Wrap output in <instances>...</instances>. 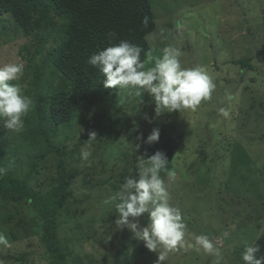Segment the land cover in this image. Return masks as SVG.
Here are the masks:
<instances>
[{"label":"rangeland","instance_id":"obj_1","mask_svg":"<svg viewBox=\"0 0 264 264\" xmlns=\"http://www.w3.org/2000/svg\"><path fill=\"white\" fill-rule=\"evenodd\" d=\"M152 1L158 26L149 37L153 56L147 66L154 64L164 47L176 46L183 53L182 64L185 67L202 66L216 88L211 98L202 101L196 111L168 113L165 110L162 114H153L150 111L152 102L132 101L130 108L126 107L125 130L117 142L104 147L89 146L90 163L82 161L76 154L80 163H84L80 170L88 172L92 183L84 186L82 174L71 184L76 197L86 199L76 206L85 213L78 212L72 220L71 215L68 216L67 223L75 227L94 219L97 234L105 238V244L82 242L72 247L76 256L84 258L90 254L98 260L97 264H103V256L107 260L111 258L110 251L117 249L119 243L110 244L106 238L111 237L113 217L117 212L115 202L105 201L120 191L112 184L119 180L125 168H129V176L138 179L141 157L147 159L158 147L166 149L169 141L174 147L171 204L180 210L187 224L186 238L194 241V235H208L222 254L221 264H244L241 259L244 242H256L264 232V0ZM6 26H9L8 30ZM25 41L27 39L15 30L11 19L0 16V64L25 65L26 60L18 58ZM248 58H252V71L247 69L249 65L239 63ZM226 93L233 96L232 101L227 100ZM229 106L230 117L224 118L219 109ZM92 109L95 115L99 112L94 107ZM83 122L80 120L76 125L75 140L86 132ZM160 122L164 131L158 124ZM95 128L97 125L90 129V133H96ZM79 129L82 133H78ZM137 129H140L138 137L134 133ZM153 129L166 133L164 138L159 136L156 148L154 143H145ZM63 138H57L54 143L73 145L72 140L63 142ZM6 139L10 145L21 142L17 133L11 131L6 134ZM221 144L231 147L225 154L229 161H224L225 156L223 160L218 158V153H224ZM212 153L216 155L212 157ZM52 173L53 170L46 175ZM111 177L115 179L110 181ZM163 177L168 179L167 175ZM104 181L109 184L100 188ZM103 220L109 221L108 228L100 222ZM139 221L141 226L147 223V220ZM128 236L134 237L127 229L126 241ZM137 242L135 248L139 250L144 242ZM9 244L10 247L0 245V249L11 254L24 252L34 264H46L38 238ZM146 250L140 254L137 263L157 264V254ZM215 259L203 250L178 248L169 252L164 264H214ZM84 263L88 264L89 260L85 259ZM106 264H112V261Z\"/></svg>","mask_w":264,"mask_h":264},{"label":"trees","instance_id":"obj_2","mask_svg":"<svg viewBox=\"0 0 264 264\" xmlns=\"http://www.w3.org/2000/svg\"><path fill=\"white\" fill-rule=\"evenodd\" d=\"M0 16L9 17L15 30L27 39L18 52V58L26 60L24 73L12 83H18L35 101L24 117L23 130L17 133L21 142L10 145L6 139L10 131L3 124L0 126V168L6 169V174L0 175V234L9 242L38 238L46 264H85V259L89 260L88 264H97L98 260L90 254L84 258L76 256L72 247L82 242L105 244V238L97 234L96 221L90 219L86 225L79 223L71 227L66 219L71 215L72 220L78 212L85 213L76 206L86 199H78L71 184L82 174L84 186L92 183L88 172L80 170L84 163H80L76 154L80 155L95 125L96 139L90 146L104 147L117 142L125 130L126 107L130 108L132 101L152 102L153 114L156 105L147 93L136 96L127 89L105 88L103 75L87 61L97 50L125 40L142 49L141 60L147 66L153 56L149 37L158 26L153 1L0 0ZM109 32H114L115 37H109ZM251 60L239 63L249 65L247 69L252 71ZM93 107L99 110L96 115ZM80 120H84L86 132L79 129L78 133L83 136L76 141L74 132ZM158 124L164 131V125ZM139 130H134L137 137ZM165 135L160 133L161 138ZM61 136H64L63 142L70 139L73 145L55 144ZM168 143L166 149L158 147L157 151L166 154L167 168L172 172L174 147ZM223 146L220 148L224 153H218V158L225 156L224 161H229L225 154L231 147ZM213 154L216 155L212 153V157ZM51 170L53 173L46 175ZM129 172L125 168L119 180L112 184L115 190H121ZM114 179L111 177L110 181ZM108 184L104 181L100 188ZM117 219L118 212L113 217L111 237L106 238L110 244L119 243L117 249L110 251L109 260L112 264H138L140 254L147 250L144 245L136 250L138 242L134 237L128 236L126 241L127 228L117 227ZM138 219L147 220V214ZM100 222L108 228L109 221ZM256 243L261 249L259 255H264V232ZM106 258H101L103 264L109 261ZM0 260L34 264L27 253H4L1 249Z\"/></svg>","mask_w":264,"mask_h":264},{"label":"clouds","instance_id":"obj_3","mask_svg":"<svg viewBox=\"0 0 264 264\" xmlns=\"http://www.w3.org/2000/svg\"><path fill=\"white\" fill-rule=\"evenodd\" d=\"M145 25L148 20L145 18ZM108 36L115 37L114 32ZM142 49L128 41L121 40L90 56L87 63L96 67L104 77L107 89H127L136 96L148 93L152 97L156 113L196 111L202 101L211 98L216 85L208 72L199 65L185 67L182 64L181 49L169 45L162 49V55L155 58L152 66L141 60ZM24 73L22 63L0 64V121L3 127L19 133L24 128V117L34 107V99L26 95L18 83ZM228 101L233 96L226 93ZM219 114L230 117V106L221 107ZM159 129H153L145 143L151 145L159 141ZM96 139L90 133L80 157L89 162L91 152L88 147ZM168 159L164 152L157 151L147 159L141 157L138 165V179L129 176L121 190L111 195L105 203L115 202L118 219L117 227L127 228L135 239L144 242L150 252L157 254V264H164L169 252L178 248L190 249L213 255L214 264H221L222 254L208 235H194V241L186 238L187 224L182 213L171 204L170 182L174 178L168 170ZM166 172V180L161 173ZM6 169L0 168V175ZM147 214V223L141 226L139 217ZM259 239V237H257ZM0 245L10 247L8 239L0 234ZM260 246L256 242H244L241 259L244 264H264V255H259ZM0 264H3L0 261Z\"/></svg>","mask_w":264,"mask_h":264}]
</instances>
